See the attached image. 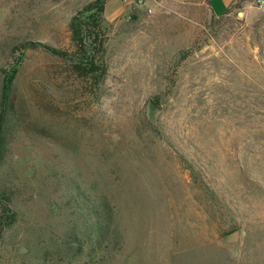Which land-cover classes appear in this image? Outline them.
Here are the masks:
<instances>
[{"label":"rangeland","instance_id":"374dc122","mask_svg":"<svg viewBox=\"0 0 264 264\" xmlns=\"http://www.w3.org/2000/svg\"><path fill=\"white\" fill-rule=\"evenodd\" d=\"M94 1L0 0V264H264V6L106 0L84 75Z\"/></svg>","mask_w":264,"mask_h":264},{"label":"trees","instance_id":"16d2710c","mask_svg":"<svg viewBox=\"0 0 264 264\" xmlns=\"http://www.w3.org/2000/svg\"><path fill=\"white\" fill-rule=\"evenodd\" d=\"M105 3L106 0H95L92 3H89L88 5H86L81 10L78 11L77 15L72 18L69 24V28L72 34V39L75 45H77L78 48H81L85 51L84 58L80 59L78 62H75V64L72 63L71 66L76 71L81 72V74L84 75H90V74L95 75L100 70V67L96 65L94 59L95 55L93 51H91V47L97 44V34L94 35V33L89 32L90 30V28L88 27L89 24L87 25V23L83 22L82 19L80 18L82 15L86 14L87 18L92 19L91 23H94V26L100 29L99 19L101 15L104 13ZM45 48L54 55L64 58L69 62L73 60V58L70 57L67 52L57 51L55 49L46 46ZM15 74H16V69L14 68L9 74H6L3 78L2 96H1L2 105L0 111V136H1V131L3 127L2 125L5 116V106L8 100L9 91L15 80Z\"/></svg>","mask_w":264,"mask_h":264},{"label":"water","instance_id":"95a60500","mask_svg":"<svg viewBox=\"0 0 264 264\" xmlns=\"http://www.w3.org/2000/svg\"><path fill=\"white\" fill-rule=\"evenodd\" d=\"M223 242L229 246H238L241 240L240 230H235L223 237Z\"/></svg>","mask_w":264,"mask_h":264},{"label":"crops","instance_id":"0c3cea01","mask_svg":"<svg viewBox=\"0 0 264 264\" xmlns=\"http://www.w3.org/2000/svg\"><path fill=\"white\" fill-rule=\"evenodd\" d=\"M234 1L235 0H223V2L222 3H224L225 5H224V10H223V12H225L229 7H230V5H232L233 3H234ZM212 7V6H211ZM213 11V10H212ZM222 12V13H223ZM215 14H217V13H215Z\"/></svg>","mask_w":264,"mask_h":264},{"label":"built area","instance_id":"2783aa9c","mask_svg":"<svg viewBox=\"0 0 264 264\" xmlns=\"http://www.w3.org/2000/svg\"><path fill=\"white\" fill-rule=\"evenodd\" d=\"M258 5H259V7H261V8L264 6L263 2L260 1V0H258Z\"/></svg>","mask_w":264,"mask_h":264}]
</instances>
